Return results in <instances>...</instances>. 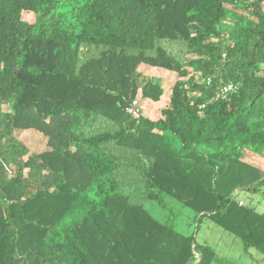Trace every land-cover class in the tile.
Returning <instances> with one entry per match:
<instances>
[{
	"label": "trees",
	"instance_id": "1",
	"mask_svg": "<svg viewBox=\"0 0 264 264\" xmlns=\"http://www.w3.org/2000/svg\"><path fill=\"white\" fill-rule=\"evenodd\" d=\"M263 3L0 0V264H212L143 204L167 196L264 254V211L237 199L264 182L245 159L264 149ZM141 64L179 77L158 118L127 111L161 96Z\"/></svg>",
	"mask_w": 264,
	"mask_h": 264
},
{
	"label": "rangeland",
	"instance_id": "2",
	"mask_svg": "<svg viewBox=\"0 0 264 264\" xmlns=\"http://www.w3.org/2000/svg\"><path fill=\"white\" fill-rule=\"evenodd\" d=\"M239 11L238 8L237 12ZM240 12L247 14L242 10ZM25 18L30 20L33 15L27 13ZM235 21L236 19L229 20L228 26L233 25ZM139 71L143 73L144 77L150 78L153 84L152 88L160 89L161 96L158 100L143 99L142 92L139 91L136 98L140 100L141 106L145 107L144 112L147 116L158 118L161 108L169 102L172 88L179 78L178 74L175 71L146 64H141ZM16 134L31 152H40L48 147L47 138L39 132L18 129ZM251 152L250 149L246 151V161H249ZM242 197H245L243 205H247V193L237 195V199ZM163 202L164 205L155 200H146L143 204L159 220L174 224L183 233H194L197 244H208L214 251L212 264H264V254L256 249L247 252L238 236L224 230L209 217L202 219L197 227V219L193 210L184 207L171 196L164 198Z\"/></svg>",
	"mask_w": 264,
	"mask_h": 264
},
{
	"label": "crops",
	"instance_id": "3",
	"mask_svg": "<svg viewBox=\"0 0 264 264\" xmlns=\"http://www.w3.org/2000/svg\"><path fill=\"white\" fill-rule=\"evenodd\" d=\"M249 162L253 164L256 167H259L264 172V149L257 153L255 151H252L249 155ZM247 193V205L255 208L259 212L264 211V182L256 189H248L243 190L239 192V195L243 193ZM245 197L240 198L239 200L244 199ZM254 249V248H252ZM251 249H249L247 252H249ZM260 261V259H258Z\"/></svg>",
	"mask_w": 264,
	"mask_h": 264
},
{
	"label": "built area",
	"instance_id": "4",
	"mask_svg": "<svg viewBox=\"0 0 264 264\" xmlns=\"http://www.w3.org/2000/svg\"><path fill=\"white\" fill-rule=\"evenodd\" d=\"M236 89H237V84L234 83L233 81L225 82L218 88L215 97L226 98L229 93L233 92ZM127 111L128 113H130L131 115H133L135 118L138 119L141 116V114H143V107L141 106L140 100L135 98L130 104ZM239 203L242 205L244 202L240 200Z\"/></svg>",
	"mask_w": 264,
	"mask_h": 264
}]
</instances>
